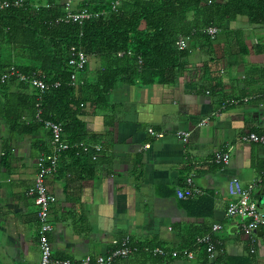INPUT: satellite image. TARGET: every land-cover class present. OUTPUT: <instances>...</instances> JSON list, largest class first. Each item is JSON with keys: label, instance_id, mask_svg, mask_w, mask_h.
Returning a JSON list of instances; mask_svg holds the SVG:
<instances>
[{"label": "crops", "instance_id": "0c3cea01", "mask_svg": "<svg viewBox=\"0 0 264 264\" xmlns=\"http://www.w3.org/2000/svg\"><path fill=\"white\" fill-rule=\"evenodd\" d=\"M77 3L72 0L73 8ZM188 53L184 73L171 85L118 83L107 107L82 109L88 137L101 152L96 160L63 154L45 182L52 197V258L94 259L127 237L132 253L113 264H204L205 253L194 243L219 225L220 232L211 235L220 247L215 264L228 258L264 264V228L250 234L256 241L250 254L242 220L224 216L231 201L227 185L234 178L252 188V199L264 212V147L240 141L247 133L264 136V27L237 17L209 44H189ZM96 68L88 63L87 70ZM8 91L14 95L15 87ZM148 129L163 133V139H151ZM178 133L190 134L185 143ZM48 143L46 130L12 135L0 117V264L39 262L37 209L27 190L39 148ZM216 153L229 155L227 166L213 161ZM177 190L186 200L210 193L211 216L192 217ZM154 248L193 256H153Z\"/></svg>", "mask_w": 264, "mask_h": 264}, {"label": "trees", "instance_id": "16d2710c", "mask_svg": "<svg viewBox=\"0 0 264 264\" xmlns=\"http://www.w3.org/2000/svg\"><path fill=\"white\" fill-rule=\"evenodd\" d=\"M61 1L0 0L20 4L0 6V76L13 67L18 74L42 80L47 86L39 95L9 80L0 86V117L12 135L38 132L44 129L41 122L52 121L61 126L63 140L72 147L89 141L97 144L88 137L82 109L107 107L116 84L171 85L184 73L188 45L210 43L203 32L207 28L224 30L237 17L264 27V0H76L74 11L84 8L98 14L81 26L58 21L64 16ZM114 3L117 6L112 10ZM180 37L186 49L179 52L176 42ZM72 47L80 48L87 58L85 69L77 74L76 87L69 86L72 71L67 60ZM91 62L97 63L92 71L87 70ZM10 86L15 87L12 96L7 94ZM37 110L41 122L36 119ZM39 150L49 152V148ZM85 155L78 148L65 153L77 160L90 158ZM210 198V193H204L185 200V208H191L192 217L207 219L213 212ZM224 264L250 261L228 258Z\"/></svg>", "mask_w": 264, "mask_h": 264}, {"label": "built area", "instance_id": "2783aa9c", "mask_svg": "<svg viewBox=\"0 0 264 264\" xmlns=\"http://www.w3.org/2000/svg\"><path fill=\"white\" fill-rule=\"evenodd\" d=\"M20 6L18 2H13L12 4L8 2L0 3L2 8H8L9 6ZM64 16L58 21L65 24L81 26L84 22L97 18L98 14H92L88 12L87 9H80L79 11H74L72 6V0H62ZM117 6L114 3L112 10ZM207 37L211 40L214 39L219 30L210 27L203 31ZM176 49L180 52L186 49V41L181 37L176 42ZM128 55H130L128 53ZM118 56H121L119 54ZM87 64V58L80 48L72 47L68 53L67 66L71 69L72 73L69 78V86L76 87L77 85V74L85 69ZM15 79L19 83L25 84L30 90L38 92L39 95L44 93L47 86L42 80L36 79L32 76H23L17 73V71L12 67L7 70L2 76H0V86L7 83L9 80ZM57 87V84L54 85ZM230 105V104H228ZM40 103L36 105L39 109ZM40 111L37 110L36 119H39ZM43 128L48 132L49 136V152L41 154L36 160V174L33 179L31 187L27 190V195L32 197L34 200V205L37 209L36 219L38 222L37 231V242L39 248V262L38 264H113L116 260H124L131 253L132 248L129 247L130 240L127 237L122 238L119 241H113V250L109 253L99 256L97 258L85 257L79 261L70 260H56L52 258L50 244L48 241V235L52 231V227L48 222V211L49 206L52 202V197L48 194L45 182L46 180L54 175L58 169V161L60 157L66 152L70 151L72 148H78L82 150L83 153L87 154L92 160H96L99 153L101 152V147L98 145H79L78 147H72L67 144L62 138V129L59 124L52 121L41 122ZM205 121L201 122L199 125H203ZM147 135L153 140H161L164 134L161 132H155L152 129L147 130ZM189 133H178L175 137L180 139L182 143H185L189 137ZM240 141L243 143H252L258 146L264 147V136H258L254 133H247L240 137ZM144 150L149 148V145H145ZM213 161L220 166H227L229 163V155L226 153H216L213 157ZM261 180L264 179V171L260 176ZM187 187H190V183L187 182ZM252 188L244 189L240 185L237 179H231L227 185V195L231 198L228 203L224 216L226 219H240L242 224L240 226V232L249 237L248 243H250V254L254 253L255 239L250 236L251 233L257 232L264 228V212H260L257 209L256 203L252 199ZM177 197L180 200H186V197L177 190ZM221 227L219 225H213L209 234L197 238L194 247H201L205 253L206 260L204 264H215L217 253L220 251L219 243L211 239V235L220 232ZM153 256L158 257H171L177 258L182 256L186 259L192 258V253L188 250H182L180 252H167L165 250L154 248L150 251Z\"/></svg>", "mask_w": 264, "mask_h": 264}, {"label": "water", "instance_id": "95a60500", "mask_svg": "<svg viewBox=\"0 0 264 264\" xmlns=\"http://www.w3.org/2000/svg\"><path fill=\"white\" fill-rule=\"evenodd\" d=\"M261 230H258L257 232H260Z\"/></svg>", "mask_w": 264, "mask_h": 264}, {"label": "rangeland", "instance_id": "374dc122", "mask_svg": "<svg viewBox=\"0 0 264 264\" xmlns=\"http://www.w3.org/2000/svg\"><path fill=\"white\" fill-rule=\"evenodd\" d=\"M256 232H254V234H255Z\"/></svg>", "mask_w": 264, "mask_h": 264}]
</instances>
